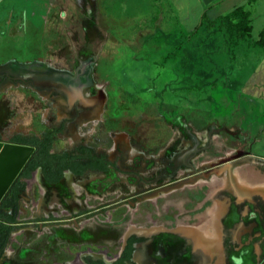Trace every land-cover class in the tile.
Returning <instances> with one entry per match:
<instances>
[{"label": "rangeland", "instance_id": "obj_1", "mask_svg": "<svg viewBox=\"0 0 264 264\" xmlns=\"http://www.w3.org/2000/svg\"><path fill=\"white\" fill-rule=\"evenodd\" d=\"M146 1L0 0V77L25 69L69 79L58 87L4 79L0 139L40 135L63 122L67 129L80 110H92L95 122L75 128L81 140L71 141L66 131L53 150L85 143L115 165L80 179L67 174L55 186L29 180L19 196L20 225L0 264H70L90 246L113 257L126 230L122 220L134 217L163 230L187 226L230 186L224 172L212 169L223 171L242 155L225 125L243 127L242 144L264 161V47L255 43L264 0L251 11L249 35L239 39L227 20L207 27L206 17L195 33L173 30L175 21L159 19L157 5ZM185 150L194 152L176 156ZM241 206L232 205L233 222ZM45 219L57 222L37 228ZM258 225L244 233L259 236ZM262 246L245 264H264Z\"/></svg>", "mask_w": 264, "mask_h": 264}, {"label": "flooded vegetation", "instance_id": "obj_2", "mask_svg": "<svg viewBox=\"0 0 264 264\" xmlns=\"http://www.w3.org/2000/svg\"><path fill=\"white\" fill-rule=\"evenodd\" d=\"M4 79L34 86L31 80H19L15 78V76L8 74L0 77V86ZM79 112V116H77L75 123L67 127V129L66 123L63 122L54 129L43 131L40 135H15L8 142H3L0 139V143L3 145L26 146L33 149L32 153L0 199V213H4L12 218L10 221H0L2 226L8 228V230L5 229L3 233H0V261L4 259L10 237L20 225L17 219L20 201L19 196L20 193L24 191L25 185L29 180L33 183L38 181L47 186H55L62 182L67 174L80 179L91 173H106L111 167L115 166L105 153H98L93 147L85 143H79L58 152L53 150L57 137L62 136L68 131L71 135V141H79L81 140L80 131L76 132L75 128L83 127V125L87 124L83 127L84 130L95 122L93 120L96 117L95 111L86 109L84 112H81V110ZM69 115L74 116V113H69ZM69 119H72V117ZM222 128L227 133L226 135L234 136L233 141L238 142V146L242 149H239L242 155L236 161L223 164V171H221L220 168L212 169L214 175L217 176H220L224 172L223 174L228 179L230 186L225 187L222 191L224 193H219L220 196L214 193L213 199H209L208 204L204 202L202 208L200 207L201 210L196 213L191 223H188L187 226L176 225L175 228L163 230L157 222L147 219L144 220L142 217L137 219L134 217L127 221L122 220V228L126 230L121 237H117L119 245L116 247L117 252L113 257L107 255L108 249L106 250L104 247L90 246L78 252L76 258L70 264H245L249 256H259V249H262V244L264 243V213H262V217L258 216L257 213L263 209L261 205L264 204V197L252 195L246 198L234 193L236 192L234 188L238 185V179L234 173H238L239 170L243 168L241 164L244 162V159L247 158L246 152L248 148L242 145L244 141L240 140L241 135H238L234 131H230L226 127ZM46 133H51V138L53 140L50 150L51 153L60 154L69 152L73 155H78L79 152L77 149H88L94 156H105L108 163L106 169L90 168L89 165L92 162L86 158L84 159V163L87 167L82 174H76L69 168L65 169L62 172L61 180L57 183H48L43 178L40 167L34 168L28 173V176H24L23 173L28 170L27 164L35 152V147L29 144H23L20 140L31 137L41 139ZM74 133H77L78 137ZM197 144L198 141L193 137L192 146L196 147ZM183 152H185L184 156L182 155ZM183 152L176 156H178V158L187 159V157L189 158L192 156L194 150H185ZM99 165L102 166V163ZM237 168H239V170H237ZM233 169L235 170L233 171ZM36 175L38 179L35 180ZM209 176L210 174L205 172L201 173V177L204 179H208ZM15 184L19 186L16 203L2 206L3 200L6 199V202L10 200L11 186ZM183 191L184 190L178 191L179 195L183 194ZM234 203H238L242 206L239 209L238 218L233 222L231 219L236 216L232 208ZM142 206L144 207V205ZM252 212H254V215H252ZM205 217L206 220H203ZM229 219L232 222L230 227H228ZM27 222L31 223L32 221ZM56 222L57 221L54 219L40 220V222H37V228L42 229L43 227L41 225L55 224ZM71 223L74 226L79 225L75 219L72 220ZM258 223H260V225H258V232L260 235L258 236L257 233L255 236H247L245 233H247L248 229L252 228L253 224ZM193 226H197L198 228L192 232L189 229H193L191 228ZM262 260L264 261V257L261 258V261Z\"/></svg>", "mask_w": 264, "mask_h": 264}, {"label": "crops", "instance_id": "obj_3", "mask_svg": "<svg viewBox=\"0 0 264 264\" xmlns=\"http://www.w3.org/2000/svg\"><path fill=\"white\" fill-rule=\"evenodd\" d=\"M258 1L259 0H214L209 5H204L201 0H147L146 2L157 5L153 10H155L154 13H156V16L159 15V19L175 21V23H173L174 27H172L173 30H182L183 33L187 31L188 33H195L197 28L201 27L202 22L200 23L199 21L203 20V16L209 21L207 27H209V25L210 27H214L216 22L225 19V17L237 7H243L251 16V11L256 10L255 5ZM228 5L231 6L229 7ZM245 5L250 6V8L245 7ZM188 20H194L197 22L195 24H189V22L185 24V21ZM185 27H187L186 30L184 29ZM224 127H226V125ZM226 128L241 136L245 133L243 127L230 126ZM75 135H77V133ZM246 154L247 158H255V156L249 151H247ZM248 165H251V167H248ZM241 166L244 169L242 168L238 173H234L238 179V185L234 188L236 190L234 193L246 198H249L252 195H260L264 197V164L259 165L245 161ZM203 220H206V217L203 218ZM191 228L193 229L189 230L193 232L198 227L193 226Z\"/></svg>", "mask_w": 264, "mask_h": 264}, {"label": "trees", "instance_id": "obj_4", "mask_svg": "<svg viewBox=\"0 0 264 264\" xmlns=\"http://www.w3.org/2000/svg\"><path fill=\"white\" fill-rule=\"evenodd\" d=\"M223 20L228 21L233 36L237 37V39L246 37L251 31L250 15L243 7H237ZM255 43L264 47V27L260 31L259 38ZM20 142L35 147V152L27 164L28 170H26L23 175L28 176V173L31 170L36 167H40L43 178L48 183H57L62 178L63 170L68 168L76 174H82L84 169L87 167V165L84 163V159L86 158L92 162L89 165L90 168L106 169L108 165L104 155H100L99 157L94 156L90 150L84 148L77 149L79 152L78 155H73L69 152H63L60 154L51 153L50 150L53 142L51 133L44 134L41 139L31 137L27 139H21ZM101 163L102 166L99 165ZM18 189L19 186L17 184L11 186L10 200L7 202L6 199L3 200L2 206L16 203ZM7 220L10 221L12 218L5 215L4 213H0V221L2 222ZM0 227V233H3L5 229L8 230V228L2 226V223H0Z\"/></svg>", "mask_w": 264, "mask_h": 264}, {"label": "water", "instance_id": "obj_5", "mask_svg": "<svg viewBox=\"0 0 264 264\" xmlns=\"http://www.w3.org/2000/svg\"><path fill=\"white\" fill-rule=\"evenodd\" d=\"M201 1L203 2L204 5H209L214 0H201ZM5 73L8 75H13L15 76V78L19 80H31L35 87H58L60 85L66 86L67 85L66 82H69L67 75H65L64 73L55 72V71H51L48 73H38V72H30V71H26L25 69H22V70H19L16 74H11L7 72ZM15 150L22 151L24 153V156L21 158L15 171L7 177L5 181L6 182L5 186L3 187L2 190H0V199L2 195L5 193L9 184L12 182V180L14 179L18 171L21 169V167L23 166V164L25 163V161L28 159V157L33 151L31 147L10 145V144L3 145L2 143H0V157L5 155L9 151H15ZM245 161L246 162L248 161L249 163L259 164V165L264 164V161L255 159L253 157L245 158L244 162Z\"/></svg>", "mask_w": 264, "mask_h": 264}, {"label": "bare ground", "instance_id": "obj_6", "mask_svg": "<svg viewBox=\"0 0 264 264\" xmlns=\"http://www.w3.org/2000/svg\"><path fill=\"white\" fill-rule=\"evenodd\" d=\"M23 156L22 151L15 150L0 157V190L3 189L7 177L15 171Z\"/></svg>", "mask_w": 264, "mask_h": 264}]
</instances>
